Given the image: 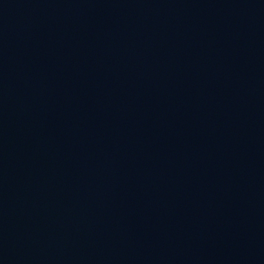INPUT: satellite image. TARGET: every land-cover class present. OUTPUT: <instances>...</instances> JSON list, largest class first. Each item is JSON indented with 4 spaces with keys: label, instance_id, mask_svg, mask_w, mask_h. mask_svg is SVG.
<instances>
[{
    "label": "water",
    "instance_id": "1",
    "mask_svg": "<svg viewBox=\"0 0 264 264\" xmlns=\"http://www.w3.org/2000/svg\"><path fill=\"white\" fill-rule=\"evenodd\" d=\"M0 264H264V0H0Z\"/></svg>",
    "mask_w": 264,
    "mask_h": 264
}]
</instances>
